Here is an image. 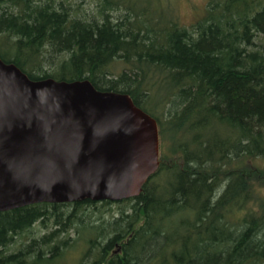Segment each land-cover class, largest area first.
I'll return each instance as SVG.
<instances>
[{
  "label": "trees",
  "instance_id": "obj_1",
  "mask_svg": "<svg viewBox=\"0 0 264 264\" xmlns=\"http://www.w3.org/2000/svg\"><path fill=\"white\" fill-rule=\"evenodd\" d=\"M75 1L0 0V59L128 94L158 124L159 168L135 198L0 212V264H264V0H209L191 29L139 0H99L128 11L117 22L73 16ZM111 205V222L80 217Z\"/></svg>",
  "mask_w": 264,
  "mask_h": 264
},
{
  "label": "water",
  "instance_id": "obj_2",
  "mask_svg": "<svg viewBox=\"0 0 264 264\" xmlns=\"http://www.w3.org/2000/svg\"><path fill=\"white\" fill-rule=\"evenodd\" d=\"M159 164L158 124L128 94L0 59V212L135 198Z\"/></svg>",
  "mask_w": 264,
  "mask_h": 264
},
{
  "label": "rangeland",
  "instance_id": "obj_3",
  "mask_svg": "<svg viewBox=\"0 0 264 264\" xmlns=\"http://www.w3.org/2000/svg\"><path fill=\"white\" fill-rule=\"evenodd\" d=\"M145 2V3H144ZM209 0H139L138 5H136L137 8H140L139 5H144L145 7H148L150 10L156 9V7L162 11V15L164 16L163 19H168L171 17H174L173 19L177 18L176 20L179 22L180 25L188 27L189 29L192 28V26L196 25V23L203 18V16L206 13L207 4ZM70 4V3H69ZM69 4H65L64 6H68ZM78 5V7H77ZM101 5V2L99 3V0H87L84 3H79L78 1L72 2L71 6L73 7V11L76 14H73V16H79L81 18L85 19H92V17L99 18L98 13L103 9V13H108L109 18L113 22L117 21H124L126 18L127 10L125 11L123 7L118 5H111V8H103ZM148 9V10H149ZM138 12V11H136ZM135 12V13H136ZM148 12V11H147ZM145 13V12H144ZM131 17H134L135 19L139 20H145L148 19V16L145 14L141 15H135L134 13H131ZM149 15V14H148ZM133 20V19H131ZM255 46L254 49H262L264 46V41L262 38L255 40ZM54 57V55H53ZM45 62L42 65L43 71H49L51 70V67L48 66L49 63L52 62V55H46L44 56ZM46 65V66H45ZM121 70V66L115 70V72H119ZM160 109H157L156 114L159 115ZM167 144L170 146L169 141ZM254 165L257 166L263 174L259 175L258 180L256 181L257 187L260 191H258V194L261 195V197L264 200V157L256 159L254 162ZM258 196V195H257ZM262 200V199H261ZM120 205H111L110 208L108 207H91L86 208L84 212H82L81 216L85 221H92L95 223H100V221L105 222H111L115 217H118V211H119ZM69 211L67 210L65 214H68ZM100 219V221L98 220ZM56 226H54L52 223L48 225L47 229L42 228V226H35L33 228V234L35 236H40L49 231L50 229H54ZM241 231V230H240Z\"/></svg>",
  "mask_w": 264,
  "mask_h": 264
}]
</instances>
